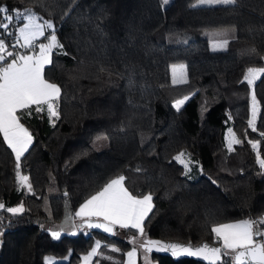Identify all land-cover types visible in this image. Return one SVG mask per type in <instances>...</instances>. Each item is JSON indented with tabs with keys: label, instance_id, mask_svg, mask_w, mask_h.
I'll return each mask as SVG.
<instances>
[{
	"label": "trees",
	"instance_id": "trees-1",
	"mask_svg": "<svg viewBox=\"0 0 264 264\" xmlns=\"http://www.w3.org/2000/svg\"><path fill=\"white\" fill-rule=\"evenodd\" d=\"M193 1L0 0L10 13L31 9L51 20L63 45L43 70L61 89L59 118L50 119L46 109L18 113L33 136L20 169L31 192L18 184L16 161L0 135V203L24 207L16 216L0 210V264H45V256L78 264L96 239L95 264H120L132 237L140 239L136 230L117 227L124 237L80 230L55 241L46 230L59 226L64 203L73 217L79 202L121 170L133 195H152L143 224L148 237L215 243L214 225L262 217L264 168L256 152L264 158V76L252 85L243 77L249 68H264V0ZM214 34L227 45L210 49ZM176 62L186 77L174 84L168 66ZM253 94L256 131L248 126ZM181 97L188 99L177 110L172 103ZM226 129L242 141L231 150ZM249 141H260L258 149ZM181 153L188 169L174 159ZM137 156L150 171H126Z\"/></svg>",
	"mask_w": 264,
	"mask_h": 264
},
{
	"label": "snow or ice",
	"instance_id": "snow-or-ice-1",
	"mask_svg": "<svg viewBox=\"0 0 264 264\" xmlns=\"http://www.w3.org/2000/svg\"><path fill=\"white\" fill-rule=\"evenodd\" d=\"M234 0H197V5L232 4ZM11 13H14L11 14ZM11 13L7 5H0V133L3 135V143L15 154L16 179L21 188L26 187L32 191L29 176L22 175L21 157L28 152L33 143V136L29 130L20 122L18 113L23 111H34L37 113L47 111L50 119H58V100L61 94L60 87L44 78L43 70L45 65L50 64L52 50L62 48L55 34L54 24L51 20L42 19L31 9L21 12L12 9ZM42 21V22H41ZM15 22V23H14ZM22 26H21V23ZM48 30L52 32L46 35ZM219 35V34H214ZM14 38V43L9 39ZM40 38L47 40V43H39ZM228 41L214 40L213 48L226 46ZM23 49L24 51H17ZM180 82L185 79L184 66H179ZM177 66H173V83H177ZM260 76H264V68H249L244 80L252 85ZM188 97L175 102L179 110ZM252 119L248 120V126L256 131V97L252 96ZM229 133V150L234 144L242 141L236 137L232 129ZM264 136V132L261 133ZM253 149H258L260 141H249ZM184 153L177 155L174 159L188 164L182 159ZM257 163L264 168V158L260 152H256ZM123 175L111 179L99 191L90 196L82 203L75 212L82 224L88 228H102L105 233L115 234V229L136 230L140 237L145 236L144 221L152 211L151 193L136 196L128 190L124 184ZM0 210H6L13 216L24 212L23 204L17 207H7L0 203ZM101 220L100 223H93L91 218ZM71 217H66V221ZM211 233L215 236V245L204 243L193 247L191 244L184 246L180 244H163L160 241L144 239L140 244L146 252H151L153 246L157 250H171L173 256L187 255L202 258L207 264H264V217L258 219H244L234 223H222L211 227ZM53 239L61 237V231L52 230ZM136 243L134 235L129 241ZM97 247L84 257L85 264L92 256L97 254ZM118 251V249H117ZM127 264H136L135 257L137 249L132 248L126 253ZM45 264H55L51 257H45Z\"/></svg>",
	"mask_w": 264,
	"mask_h": 264
},
{
	"label": "water",
	"instance_id": "water-1",
	"mask_svg": "<svg viewBox=\"0 0 264 264\" xmlns=\"http://www.w3.org/2000/svg\"><path fill=\"white\" fill-rule=\"evenodd\" d=\"M66 217H71V213H70V209H69L68 205L66 203H64V207H63V210H62L61 217H60V219L58 221V224L61 225L62 223H64L66 221ZM69 220L71 221V219H69ZM91 220H92L93 223L102 222L101 220H98V219H91ZM71 224H72V227L69 230L65 231L62 228H60V226H58V228H56V229L46 230V233L49 235L50 239L54 240V241L57 240V239H53L52 238V236H51V231L52 230L61 231V236H67V237H71V236L76 235V233L81 228H85L87 231L98 232V233H100L101 235H103L105 237L111 236L110 233H105L102 228H88L86 224H82L81 219L76 221V222H74V223H71ZM144 239L160 241L163 244H180V245H184V246H187V245L191 244L194 248L197 247V246H200V245H202L204 243H208L209 245L216 246L215 243H210V242H208L206 240H200V241H198L196 243H192L190 240H186V241L183 242V241H178V240L158 239V238L148 237L147 235L142 237V242H143ZM140 244L138 245L139 248H141ZM147 253H148V255H150V254L165 255V256L170 257L172 260H177L179 258H190V259H193V260H196V261H200L202 263L207 264V262L204 261L202 258L192 257V256H187V255L173 256L171 250H167V251L157 250L156 246H153L152 251L151 252H147Z\"/></svg>",
	"mask_w": 264,
	"mask_h": 264
},
{
	"label": "rangeland",
	"instance_id": "rangeland-1",
	"mask_svg": "<svg viewBox=\"0 0 264 264\" xmlns=\"http://www.w3.org/2000/svg\"><path fill=\"white\" fill-rule=\"evenodd\" d=\"M192 5H197V0H194L193 2H192ZM205 5H207V4H205ZM213 5H215V4H213ZM42 22V21H41ZM221 35V34H220ZM220 35H214L213 37H210L209 39H208V47L210 48V49H214L213 48V41L214 40H225L226 38H224V37H221ZM43 43H47V40H45ZM221 47H217L216 49H220ZM177 66V72H176V76H177V81L178 82H180V80H179V77H180V70H179V66H181V65H183L184 66V76L186 77V75H185V65L183 64V63H181V62H176V63H171V64H169V66H168V71H169V81H170V83H173V66ZM247 74V71H246V73H245V75ZM244 75V76H245ZM244 78V77H243ZM185 80V79H184ZM245 81V80H244ZM177 82V83H178ZM245 82H247V81H245ZM184 97H181V98H179V99H176L175 101H173V105H175V102L177 101V100H181V99H183ZM252 105H253V103H251V105H250V110H249V117H248V120H250V119H252ZM228 130L229 129H226L225 131H224V140H225V143H226V145L228 146V142H229V139H230V137H229V133H228ZM184 160V159H183ZM17 206H19V205H14V206H12V207H17ZM237 221H240V220H233V221H229V222H223V223H234V222H237ZM40 223V225L42 226V227H44L45 226V222H43V221H40L39 222ZM219 224H222V223H219ZM217 225V224H216ZM215 226V225H214ZM115 235H117V236H119V237H124V235H123V233L118 229V228H116L115 230ZM97 240V239H96ZM96 240H94L93 241V243H92V245H91V247L85 252V253H83V254H81L80 255V258H79V261H78V264H85V260H84V257L85 256H87L91 251H92V249L95 247V244H96ZM133 247H135V246H133ZM136 248V247H135ZM137 249V248H136ZM45 257H51V256H45ZM45 257L43 258V260H44V263H45ZM137 261L136 262H138V264H139V262H140V264H151L149 261H148V258H147V256L145 257L144 255L142 256L141 255V257H140V255L138 254L137 255ZM52 259H53V261H55L56 259H54L53 257H51ZM126 258H127V256H126ZM92 259V257L90 258V260L88 261V264H95V261L94 260H91ZM135 260H136V258H135ZM126 261V260H125ZM126 264H127V262H126Z\"/></svg>",
	"mask_w": 264,
	"mask_h": 264
},
{
	"label": "crops",
	"instance_id": "crops-1",
	"mask_svg": "<svg viewBox=\"0 0 264 264\" xmlns=\"http://www.w3.org/2000/svg\"><path fill=\"white\" fill-rule=\"evenodd\" d=\"M22 26V25H21ZM45 40H42V41H39L37 44L41 43V42H44ZM1 137H2V140H3V135L2 133H0ZM7 146V145H6ZM10 152L12 154V157L14 158L15 160V154L12 153L11 149H10ZM126 171H130V172H138V173H142V172H147V171H150L151 170V167L149 166V164L141 157V156H137L134 160H132L126 167H125ZM121 175H125V172L123 170L119 171L118 174H116L114 177L110 178L109 180H107L98 190L94 191L93 193H91L90 195H88L86 198H84L81 202H79L76 207L74 208L73 210V217L71 216V221L70 220H67L65 221L64 223H62L60 226V228H62L63 230H69L71 229L72 227V224L71 223H74L78 220H80L79 217H76L75 216V212L78 211L80 205L82 203L85 202V200H87L88 198H90V196L94 195L97 191H99L106 183H108L111 179H114V178H117L118 176H121ZM143 195H146V194H142L140 196H143ZM262 217H264V214H262ZM91 219H97L95 217L91 218ZM58 228V227H56ZM52 226L48 227L47 230H51V229H56ZM81 231H87L85 228H81L80 229ZM79 230V231H80ZM131 238V237H129ZM98 241V240H97ZM97 241H96V244H95V247L97 246ZM133 246H135L137 248V255L139 254L140 255V251H139V247L138 245L135 243V244H132V246H130V248H128L124 254H123V257H122V261L120 264H126L127 260H128V257L126 258V253L128 251H131ZM141 257V256H140ZM137 261V256L135 257ZM91 260H94V256H92V259ZM126 260V261H125ZM95 261V260H94ZM136 264H138V262H136Z\"/></svg>",
	"mask_w": 264,
	"mask_h": 264
},
{
	"label": "flooded vegetation",
	"instance_id": "flooded-vegetation-1",
	"mask_svg": "<svg viewBox=\"0 0 264 264\" xmlns=\"http://www.w3.org/2000/svg\"><path fill=\"white\" fill-rule=\"evenodd\" d=\"M142 242V237H140V239H136V244L139 245ZM142 250V256L144 255L145 257L148 256V253L143 249L140 248Z\"/></svg>",
	"mask_w": 264,
	"mask_h": 264
}]
</instances>
